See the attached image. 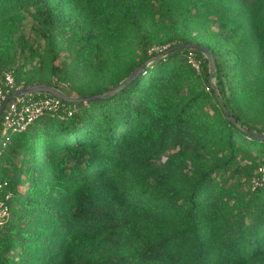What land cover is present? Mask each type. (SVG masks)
Wrapping results in <instances>:
<instances>
[{"label":"trees","instance_id":"obj_1","mask_svg":"<svg viewBox=\"0 0 264 264\" xmlns=\"http://www.w3.org/2000/svg\"><path fill=\"white\" fill-rule=\"evenodd\" d=\"M190 42L264 134V0H0V77L80 98L145 65L0 144V264H264V140L205 54L152 60Z\"/></svg>","mask_w":264,"mask_h":264},{"label":"built area","instance_id":"obj_2","mask_svg":"<svg viewBox=\"0 0 264 264\" xmlns=\"http://www.w3.org/2000/svg\"><path fill=\"white\" fill-rule=\"evenodd\" d=\"M166 49L167 46L155 47L154 51L161 53ZM188 60L197 72L201 71L203 65L202 58H200L196 53L190 52L188 54ZM54 82L58 83L62 88H68L70 86L69 82L58 80V78H54ZM25 86L24 82H18L16 80L13 71H4L0 77V108L9 96ZM39 94L40 93L22 95L14 97L8 101L0 117V121L2 123L0 135L3 138L0 144L6 146L13 134L26 130L36 119L46 113L58 112L61 108H63V99L54 95L41 96ZM70 115H72V111H69V116ZM263 184L264 163L258 167L255 175L251 179V186L253 190L261 187ZM9 216V205L0 200V225L4 224L8 220Z\"/></svg>","mask_w":264,"mask_h":264},{"label":"water","instance_id":"obj_3","mask_svg":"<svg viewBox=\"0 0 264 264\" xmlns=\"http://www.w3.org/2000/svg\"><path fill=\"white\" fill-rule=\"evenodd\" d=\"M189 48L199 50L200 52L205 54V56L208 58L209 66H210L209 81L213 84V87L215 88V92L217 94L219 105L222 107V110L225 113L226 117L232 123H234L239 129L243 130L248 136L254 137V138L259 139V140H264V134L246 129L241 124H239V122L235 119V117L232 115V113L228 110V108L226 107V105L222 101L221 97L219 96L218 91L216 90L215 84L213 82V78L215 77V74H216V62H215L213 54L207 49V47H205L201 44H198V43H191V42L190 43H183V44L176 45V46L172 47L171 49H166V50L162 51L156 57H154L152 60L158 59V58L168 54L171 51L180 50V49H189ZM144 66L145 65H142L141 67L136 69L123 83L112 88L111 90L104 92V93H101V94H92V95H88V96L80 97V98L70 97L67 94H65L64 92H62L61 90L57 89L56 87H54L52 85H48V84H34V85H30V86H25L24 88L20 89L19 91L15 92L11 96H9L3 102L2 107L0 108V117H1L2 111H3L4 107L6 106V104L8 103V101L13 99L14 97H18V96H22V95H28V94H33V93H48V94L57 96V97L65 100L67 102H75V103L90 102V101H94L97 99H101V98L106 97V96L114 95L117 92H119L120 90L124 89L126 86H128L134 80V78L140 73V71L144 68Z\"/></svg>","mask_w":264,"mask_h":264},{"label":"rangeland","instance_id":"obj_4","mask_svg":"<svg viewBox=\"0 0 264 264\" xmlns=\"http://www.w3.org/2000/svg\"><path fill=\"white\" fill-rule=\"evenodd\" d=\"M58 63H60V60L59 61H57ZM2 136L0 135V143L2 142Z\"/></svg>","mask_w":264,"mask_h":264}]
</instances>
